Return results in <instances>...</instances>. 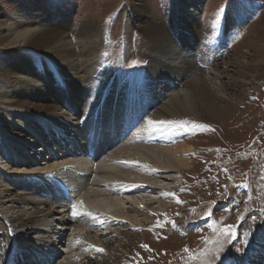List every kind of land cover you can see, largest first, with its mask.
Returning <instances> with one entry per match:
<instances>
[{
    "label": "rangeland",
    "instance_id": "obj_1",
    "mask_svg": "<svg viewBox=\"0 0 264 264\" xmlns=\"http://www.w3.org/2000/svg\"><path fill=\"white\" fill-rule=\"evenodd\" d=\"M188 15L196 16L195 22L200 23L198 40L192 43L188 52L197 64L193 60L192 74L180 81L166 76L156 80L150 76V72H156L157 68L152 67L149 60L151 45L144 35L143 23L154 21L176 40L177 34L181 37L179 24L188 21L185 20ZM36 24L52 25L59 31L65 29L75 50L79 46L76 38L82 31L93 33L92 41L98 45L100 65H95L94 70L87 73L88 81L81 79V85L88 86L90 91L100 87V92L108 85L101 97L105 109V103L113 95L118 82L131 85L135 94L144 95L145 100L148 91L137 82L139 77L157 87L164 99L159 106L152 103L149 112L143 110L142 120L131 124L130 131H144L139 136L146 138L149 135L146 139L142 137L146 141H151V136H155L157 142L163 137L166 145L180 156L178 158L193 164L189 169L165 171L143 162L145 157L133 163V158L127 157V170H143L147 187L137 185L131 192H125L126 188H131L132 182L138 181L127 179L125 183L114 181L111 190L118 188L121 197L124 193L152 197L146 200L147 207L139 206L147 218L142 219V225L115 223V233L102 234L104 241L109 239L108 249L85 253L82 256L84 264H243L253 252L257 264H261L260 259L264 262V250H261L264 248V0H0L1 74L9 64H16L15 57L30 63L36 72L41 63L48 66V53L56 55L52 48L33 46L32 37L16 41L7 37L14 34V29L20 31ZM9 25L14 26L11 33H7ZM184 38L187 39L188 35ZM175 44L180 47L179 38ZM214 73L220 76L218 85L224 95H212L211 100L215 106L229 110L223 118L197 117L185 112L171 114L163 108L169 96L184 89L191 79L213 77ZM60 76L64 82L69 81L65 73ZM108 108L111 110L108 113H114L111 106ZM5 113L23 116L26 112L0 105V119L3 125L8 122L9 132L17 133L19 128L26 130L25 125ZM31 117L42 127L49 115L40 119ZM7 132L0 130L9 136ZM16 140L22 142L21 138ZM121 143L118 140L116 147H122ZM124 143L129 147L136 144L135 139H127ZM2 150L1 145L0 180L3 182L8 174L7 168L42 169L56 162L53 152L48 154L47 147L28 148L26 155L29 157L24 160L8 159ZM188 150L191 153H185ZM118 161L124 163V159ZM5 164H8L7 168ZM159 181L162 184L157 187L154 183ZM9 182L18 186L15 181ZM21 192L26 191L22 189ZM159 201L165 205L160 206L156 203ZM86 206L90 207L89 204ZM1 210L0 261L6 252H1L2 246L7 248L13 243L29 246L35 239L43 245L36 247L41 250L56 244L54 239L52 242L38 237L35 232L41 231L40 227L32 229L30 236L21 234L22 230L11 231V218ZM102 216L110 222V218ZM211 217L214 221L209 224ZM101 221L98 217L93 222L95 228H102ZM29 229L26 227L25 230ZM64 233L65 240L57 235L59 240L56 238V242L67 244L70 241L71 231L65 230ZM59 246L53 247L58 250Z\"/></svg>",
    "mask_w": 264,
    "mask_h": 264
},
{
    "label": "bare ground",
    "instance_id": "obj_2",
    "mask_svg": "<svg viewBox=\"0 0 264 264\" xmlns=\"http://www.w3.org/2000/svg\"><path fill=\"white\" fill-rule=\"evenodd\" d=\"M172 18L174 19V16ZM185 18L188 21L180 22L178 28L181 36L178 37L177 34V39L179 38L181 43L180 47L175 44L177 39H173L162 26L154 21L143 23L144 35L151 45L149 60L152 67L157 68L156 72H150V76H154L156 80L166 76L170 80L180 81L192 74L195 59L190 52L193 58L191 59L188 52L192 48V43L198 40L200 23L195 22L196 16L188 15ZM173 23L171 24L175 26ZM13 27L9 25L7 33H11ZM185 35H188L187 39L184 38ZM7 37H10L12 41L32 37L33 46H40L39 48L42 47V49L52 48L56 55L53 52L48 53V66L45 67L41 63L36 72L31 69L30 63L26 64L19 57L14 58L16 64H9L7 68H3L2 74L0 73V79H2L0 105L26 112L23 116L5 113V116L13 118L22 126L25 125L26 130L19 128L17 133L12 130L9 132L11 127L7 124L8 122L6 121L3 125L0 119V130L8 131L7 134H9L6 136L0 133L2 135L0 146H3V153L11 160L28 159L29 156L26 155L28 148L47 147L48 154L51 155L49 152L52 151L56 162L47 166L45 164V168L33 170L7 168L8 164H5L8 174H5L4 182L0 180V208L11 218L9 221L11 231L22 230L21 234L30 236L32 229L40 227L41 231L35 233L38 237L50 239L52 242L54 239L56 244L52 243V247L61 244L55 239L57 235H63L65 230H70L72 235H69L70 241L67 244H61L58 250L54 247L51 250L48 244H45L48 245L46 247L48 249L36 248L43 246L38 239L29 243V246L19 243L9 244L7 248L2 246L1 252H6L0 264H14L13 261L16 264H32L33 261L34 264H46L47 261H51L50 264L54 262V264H84L85 253H90L92 250L100 253L97 249L104 250L108 247V238L104 241L102 234L115 233V223L116 225H142V219L147 218L145 213L139 210V206L147 207L146 200L152 197L141 193L138 195L124 193L121 197V191L117 190L118 188L111 190L114 181L125 183L127 179L138 180L131 181V188H126L125 192H131L137 188V185L148 184L143 170L137 168L132 169L135 172L127 170L126 160L129 159L127 157L133 158L131 163L145 157L143 162L151 163L155 168L165 171L189 169L193 167V164L178 158L180 156H176L177 152L166 145V139L163 137V139L160 137L159 143L155 136H151V141H146L149 135L146 138L142 135L145 139L140 137V133L144 131L137 133L130 131L131 124H137L142 120L140 118L144 115L143 110L149 112L152 103L159 106L164 99L159 94V89L151 86L150 81L144 77H139L137 81L148 91L146 100L144 95L135 94L131 85L116 83L113 95L105 103L107 109L104 108L101 97L104 96V89L108 85L104 86L102 92L100 87L90 91L88 86L81 85V79L88 81L87 73L94 70L95 65H100L97 57L98 45L92 41L94 38L92 32L82 31L79 37L77 36L79 46L76 50L69 41L66 30L59 31L52 25L36 24L35 27H26L20 31L14 29V34ZM64 73L69 79L68 82H64L60 76ZM101 78L104 77L101 76ZM219 80V74L215 73L213 77L199 76L195 80L191 79L184 89L169 96L170 99L163 108L171 114L185 112L196 116L223 118L229 110L215 106L211 100L212 95L217 97L224 95V90L218 85ZM98 81L101 82V79ZM225 93L227 96L228 93ZM93 96L95 97L92 98ZM109 106L117 116L113 112L108 113L111 111ZM47 114L49 117L44 120L42 127L31 117L40 119ZM57 137L60 138L57 140ZM16 138H21L22 142ZM50 139L53 141L50 142ZM127 139H135V146H124ZM118 140L122 141L120 148L116 147ZM63 149L65 152L62 151ZM185 153H191V150ZM29 155L31 156L32 153L30 152ZM121 159H124V163L118 161ZM55 180L69 181L74 185V188L68 191L69 202L64 200L63 195L57 194ZM9 181L17 182L18 186H13ZM154 184L160 187L162 181ZM20 185L23 187H19ZM22 189L26 192L22 193ZM4 193L6 195H3ZM156 203L160 206L165 205L160 201ZM86 204L90 207H85ZM102 214L110 218V222L106 221ZM98 217L103 220L100 222V225L103 224L101 229H97L99 226L95 228L93 223ZM26 227L30 229L25 230ZM64 235L66 236V233ZM23 250L29 252H22ZM13 252L20 253V257L16 254L13 261L9 262L7 256ZM256 258L253 252L252 257L243 264H257ZM56 259H58L57 263ZM262 261L260 259V263L264 264Z\"/></svg>",
    "mask_w": 264,
    "mask_h": 264
},
{
    "label": "snow or ice",
    "instance_id": "obj_3",
    "mask_svg": "<svg viewBox=\"0 0 264 264\" xmlns=\"http://www.w3.org/2000/svg\"><path fill=\"white\" fill-rule=\"evenodd\" d=\"M97 251H103L102 249H97Z\"/></svg>",
    "mask_w": 264,
    "mask_h": 264
}]
</instances>
